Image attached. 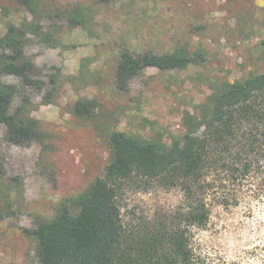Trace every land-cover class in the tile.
I'll list each match as a JSON object with an SVG mask.
<instances>
[{
    "label": "rangeland",
    "instance_id": "rangeland-1",
    "mask_svg": "<svg viewBox=\"0 0 264 264\" xmlns=\"http://www.w3.org/2000/svg\"><path fill=\"white\" fill-rule=\"evenodd\" d=\"M35 1L32 15L15 0H0V36L8 24L33 17L39 27L27 36L25 52L43 86L22 87L13 105L23 103L46 135L44 144L16 146L0 124V264H36L28 231L37 219L50 218L61 199L101 176L112 131L169 142L183 132L184 113L197 114L218 84L264 68V0ZM75 6L89 9L86 27L70 28L56 14ZM182 44L203 61L182 70L147 68L126 92L116 90L118 50L162 54ZM2 81L19 83L14 76ZM47 97L51 103L43 105ZM79 99L96 100L94 118L71 114ZM251 180L219 182L218 196L208 199L205 227L191 231L201 264H264V194L256 197L261 180ZM180 203L179 189L158 181L126 185L119 197L126 224L169 215Z\"/></svg>",
    "mask_w": 264,
    "mask_h": 264
},
{
    "label": "trees",
    "instance_id": "trees-1",
    "mask_svg": "<svg viewBox=\"0 0 264 264\" xmlns=\"http://www.w3.org/2000/svg\"><path fill=\"white\" fill-rule=\"evenodd\" d=\"M15 1L36 14L35 0ZM109 1L94 0L96 4ZM88 11L75 6L56 14L76 28L92 22ZM34 23L33 17L18 26L8 24L0 36V124L7 142L16 146L44 144L46 136L23 103L13 105L22 87L43 86L25 52L27 36L39 30ZM259 45L264 49V38ZM201 58L185 44L162 54L121 48L116 54L115 88L126 92L130 80L147 68L182 70ZM4 76H14L19 83H4ZM49 84L54 91L53 76ZM50 103V97L42 101ZM96 110L94 99H79L70 107L80 119L94 118ZM182 128L169 142L160 136L112 131L101 176L81 192L61 199L50 218L37 219L28 231L35 243L36 264H201L191 246V231L205 227L207 201L218 196L219 182L244 184L256 178L261 180L256 197L264 194V68L241 80L218 84L197 114L184 113ZM153 181L177 187L181 203L169 215L124 223L119 197L125 186Z\"/></svg>",
    "mask_w": 264,
    "mask_h": 264
}]
</instances>
